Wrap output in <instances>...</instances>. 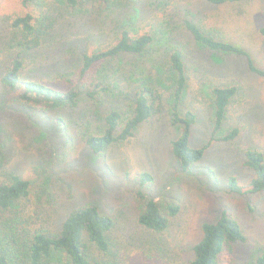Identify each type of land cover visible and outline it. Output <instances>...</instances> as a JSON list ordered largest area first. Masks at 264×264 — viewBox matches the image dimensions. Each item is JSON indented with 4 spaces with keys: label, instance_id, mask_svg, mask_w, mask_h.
Masks as SVG:
<instances>
[{
    "label": "rangeland",
    "instance_id": "374dc122",
    "mask_svg": "<svg viewBox=\"0 0 264 264\" xmlns=\"http://www.w3.org/2000/svg\"><path fill=\"white\" fill-rule=\"evenodd\" d=\"M53 4L64 10L61 28L76 34L71 38L74 45L66 46L58 36L44 43L34 56H27L22 79L67 90L61 75L75 76L81 55L102 45L103 37L114 35L109 27L111 18L107 17L109 3L104 0L83 1L95 10L105 9L100 18L93 10L92 14L76 12L64 0H38L29 6L18 0H0V141H7V169L32 182L26 208L32 213L45 210L62 221L79 206L98 205L115 219L122 264H177L190 260L192 247L202 238L203 223L215 221L228 209L247 239L234 246V264H255V247H264V193L233 194L228 184L231 178L240 185L249 184L254 174L243 165L244 152L252 146L264 152V76L250 71L248 61L240 55L197 48L184 30L182 19L186 12L198 23L211 16L208 25L222 32L225 41L247 52L264 70V0L222 6L204 0H144L137 5L142 16L148 14L138 19L139 25H148L146 22H153L156 16L168 19L173 36L186 49L189 86L184 108L195 102L198 114L192 128L193 148H201L212 135V90L241 87L226 121V127L240 128V136L232 142L213 143L189 173L182 172L172 152L179 131L171 122L167 106L143 124L130 141L99 156L81 136V118L87 119L90 103L83 108L52 112L19 104L17 94L3 86L1 74L11 50L5 39L15 32L12 20L27 14L41 18ZM48 23L46 20L43 30L49 31ZM100 30L104 31L101 35L97 33ZM10 44L14 45L12 41ZM60 118L65 119L62 125ZM145 173L153 180L144 185L140 175ZM139 192L156 198L166 213L168 206L180 208L179 214L170 218V228L164 235L150 233L139 225Z\"/></svg>",
    "mask_w": 264,
    "mask_h": 264
},
{
    "label": "trees",
    "instance_id": "16d2710c",
    "mask_svg": "<svg viewBox=\"0 0 264 264\" xmlns=\"http://www.w3.org/2000/svg\"><path fill=\"white\" fill-rule=\"evenodd\" d=\"M18 1L29 6L38 0ZM64 1L68 8L79 13L98 12V18L106 11L83 4L85 0ZM123 1L125 6L121 4ZM142 1L104 0L109 3L107 17L111 18L109 27L112 26L114 35L103 37L102 45L81 55L75 76L61 75L67 90L22 79L27 56H34L44 43L52 42L58 36L66 46L74 45L71 38L76 34L61 28L64 10L62 12L53 4L41 18L27 14L13 19L11 27L15 32L5 39L11 50L1 82L9 93L17 94V102L24 106L57 112L83 108L90 103L92 107L86 108L88 115L85 112L87 119L81 118V136L87 147L99 156L130 141L143 124L167 106L171 122L179 131L178 138L172 142V152L182 172L189 173L213 143L232 142L240 136V128L226 127V121L229 107L241 87L222 86L212 90L215 109L212 135L201 148H193L192 128L198 114L194 109L195 102L185 104L184 108L189 86L186 49L176 41L168 19L156 16L153 22H146L148 25H139L138 19L148 16H142L143 12L137 7ZM204 1L222 6L244 0ZM80 5L85 7L78 8ZM210 17L198 23L190 12L185 13L184 30L195 46L203 51L240 55L248 61L250 71L264 76V70L255 65L247 52L225 41L222 32L208 25ZM46 20H49V31L42 28L47 25ZM262 32L264 34V29ZM97 33L101 35L104 31ZM63 120L60 118L59 125ZM6 142L5 139L0 141V264H122L115 219L98 205L79 206L62 221L45 210L32 213L26 208L32 182L7 169ZM244 154L243 165L254 177L247 185H240L236 178H231L228 189L238 195L263 194L264 152L252 146ZM140 179L144 185L153 180L147 173L141 174ZM138 197L141 201L139 225L150 233L164 235L170 228V218L176 217L180 208L168 206L166 213L156 198L142 192ZM246 240L240 223L224 209L215 221L203 223L202 238L192 247V258L177 264H234V246ZM254 253L258 254L255 264H264V247H255Z\"/></svg>",
    "mask_w": 264,
    "mask_h": 264
}]
</instances>
